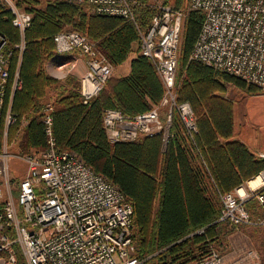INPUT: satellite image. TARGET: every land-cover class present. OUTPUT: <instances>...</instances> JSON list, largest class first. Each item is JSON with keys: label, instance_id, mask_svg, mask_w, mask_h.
<instances>
[{"label": "trees", "instance_id": "1", "mask_svg": "<svg viewBox=\"0 0 264 264\" xmlns=\"http://www.w3.org/2000/svg\"><path fill=\"white\" fill-rule=\"evenodd\" d=\"M15 1L33 13L20 56L15 47L20 32L12 24V13L0 6V32L8 39L7 49L12 50L9 85L17 68L21 80L11 104L17 120L8 127L7 137L13 140L26 119L18 142V151L24 153L43 150L48 145L43 106L50 101V90L61 85L60 79L51 76L46 68L56 54L54 35L61 30L81 31L97 43L113 66H118L130 57L135 44L139 46V34L134 22L92 12L86 2L46 0L38 6V0ZM182 2L176 0V7ZM137 11L141 23L147 25L151 10ZM203 19L199 10H189L185 17L176 75L178 100L189 101L197 116L194 138L185 134L175 113L165 148L160 134L132 141L108 139L103 123L105 108L135 114L158 104L163 96V82L152 59L141 53L140 46L131 60L130 72L110 76L90 102L83 101L80 80L71 76L66 79L71 88L59 92L51 102L57 145L78 152L130 197L138 253L148 264H187L217 248L226 229V223L219 220V192L238 187L264 169V156L257 155L236 135L234 102L224 94L227 81L253 92L259 93V88L191 58ZM4 132L2 118L0 148ZM246 206L252 214H259L255 198H249ZM16 253L17 264H27L18 247Z\"/></svg>", "mask_w": 264, "mask_h": 264}, {"label": "built area", "instance_id": "2", "mask_svg": "<svg viewBox=\"0 0 264 264\" xmlns=\"http://www.w3.org/2000/svg\"><path fill=\"white\" fill-rule=\"evenodd\" d=\"M67 1L86 2L92 12L134 22L141 53L152 59L164 85L161 101L148 110L128 114L116 108L104 109L103 123L111 142L160 134L165 148L175 113L185 134L194 138L197 116L189 101L178 100L176 89L182 30L189 10L204 14L191 58L256 85L264 93V0H188L183 7L166 0ZM0 6L12 13V24L20 32L15 47L21 56L32 14L15 0H0ZM139 8L151 10L145 26L138 18ZM54 41L56 53L84 57L80 92L83 101L90 102L111 76L112 64L97 43L80 31H60ZM7 43L0 32V121L3 118L5 122L0 148V264L18 263L16 247L27 264H148L138 253L130 197L78 152L57 145L51 103L45 106L42 118L47 147L11 153L7 129L17 120L11 104L13 93L21 84L17 70L9 85L12 50L7 49ZM13 156L26 164L22 177L12 172ZM219 196L220 221L237 226L256 220L255 224L264 226V169L238 187L219 192ZM251 197L257 200L260 210L254 220L246 206ZM187 264H226V259L220 250L212 248Z\"/></svg>", "mask_w": 264, "mask_h": 264}, {"label": "rangeland", "instance_id": "3", "mask_svg": "<svg viewBox=\"0 0 264 264\" xmlns=\"http://www.w3.org/2000/svg\"><path fill=\"white\" fill-rule=\"evenodd\" d=\"M44 1H46V0H38V2H39L38 6H43ZM167 1L171 2L176 7V0H167ZM187 2H188V0H183L182 4L179 7L185 6L187 4ZM85 5L87 6L86 8L88 10L92 11L87 4H85ZM22 7L25 8V6H22ZM31 14H33V13L31 12ZM64 29H67V28H64ZM61 31H64V30H61ZM137 53H139L138 43L134 45V47L130 53L129 58H127L123 63L119 64L118 66L112 65L113 71H112L111 76H114V75L119 76V75L128 74L130 72V71H128L129 68L131 70V60H132V58H134L137 55ZM77 56H79V55L77 54ZM73 58L74 57H73L72 53H64V54L56 53L46 63V68H47L48 73L51 76L60 79L59 84H61L60 87H58L57 89H55L53 91L50 90V92H49V95H50L49 100L50 101H48V102L46 101L47 102V103H45L46 105L48 103H51L52 100L57 96V94L59 92H61L64 89L66 90L67 88L68 89L71 88V86H70L71 84L69 85V83L66 81L68 76L73 77L76 81L80 80V77L82 76V74L79 75V73L81 72L79 67L77 65L74 66L72 62L71 63L68 62L69 60H72ZM17 70L19 71L18 68H17ZM17 70H15V72H14V76L12 77L11 83L13 82L14 78H16L15 74H16ZM19 76L20 75L18 72V79L20 80ZM19 80H18V82H20V84H21V80L20 81ZM230 91L231 92L236 91L238 93L237 96H240L241 92L242 93L246 92L245 88H243L242 86H239L237 83H235L233 81H227L226 82V91L224 94L227 95ZM259 91L260 92L258 93V92L250 91L248 89L247 94L248 93L253 94V95L261 94L262 97L258 98L256 100V102H259L264 107V93L262 92V90L260 88H259ZM13 95H14V93H13ZM230 99H232V98H230ZM233 102H234V108H236L238 110L237 114L239 116L240 108H239V106L236 105L237 102L235 100H233ZM252 103H254V102H252ZM45 104L43 106V115L45 114V110H44V108L46 106ZM108 108H110V107H108ZM235 115H236V110H235ZM26 121L27 120L22 121L21 128L17 132V134L13 140L9 139V137H7V141H8L9 147L11 149V153L18 154V152L20 151V150L18 151V148H19L18 142L21 139V136H22L23 131H24V127L27 124ZM259 130H260V128H259ZM262 132H263V130H262ZM16 151H18V152H16ZM10 165H11L12 172L16 176L22 177L25 174L26 164L20 158H18L16 156L11 157ZM219 202H220V199H219ZM220 206H221V202H220ZM256 211H259V213H260V210L258 209V207H257ZM255 218H256V215L252 214V219L254 220ZM254 222L253 223H243V224H240L237 226L226 224V229L223 232V240L220 243V245L217 246V248H216L224 254L225 259H226V264H264V226L259 225V224H255ZM22 256H23V254H22ZM23 260L27 263L24 256H23Z\"/></svg>", "mask_w": 264, "mask_h": 264}, {"label": "crops", "instance_id": "4", "mask_svg": "<svg viewBox=\"0 0 264 264\" xmlns=\"http://www.w3.org/2000/svg\"><path fill=\"white\" fill-rule=\"evenodd\" d=\"M68 62H72L74 66L77 65L79 67L81 71L79 75L85 71L83 56H77ZM128 71H130V68ZM245 90L246 92H241L240 96H237L238 93L236 91H230L231 93L229 92L226 96L235 100L237 102L236 105L240 108L239 116L237 114L238 110L235 108L236 135L248 143L257 155L261 156L264 153V107L256 100L262 96L261 94H247V89L245 88Z\"/></svg>", "mask_w": 264, "mask_h": 264}]
</instances>
